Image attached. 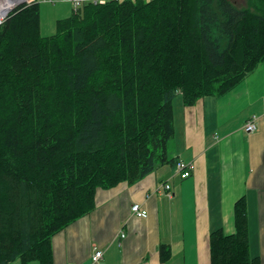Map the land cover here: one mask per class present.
<instances>
[{
	"label": "trees",
	"instance_id": "obj_1",
	"mask_svg": "<svg viewBox=\"0 0 264 264\" xmlns=\"http://www.w3.org/2000/svg\"><path fill=\"white\" fill-rule=\"evenodd\" d=\"M46 2H53L46 1ZM85 3L44 36L38 0L0 25V264H54L53 238L91 214L99 190L173 164L175 99L223 97L264 62V0ZM181 161V160H180ZM177 163V161H176ZM247 202L211 264L250 254ZM160 260L171 258L167 244Z\"/></svg>",
	"mask_w": 264,
	"mask_h": 264
},
{
	"label": "crops",
	"instance_id": "obj_2",
	"mask_svg": "<svg viewBox=\"0 0 264 264\" xmlns=\"http://www.w3.org/2000/svg\"><path fill=\"white\" fill-rule=\"evenodd\" d=\"M71 2L39 3L43 35L53 32L50 26L43 31V15L56 24L73 13ZM181 104L173 105L176 133L168 144L175 162L135 184L99 190L95 210L53 238L54 264H211L209 236L235 233L233 208L242 197L250 254L264 264V62L225 96ZM255 116L257 130L246 133L245 124ZM177 160L192 164L190 178L175 174ZM165 184L171 185L172 199ZM134 204L148 218L131 213ZM161 244L170 246L167 262L160 260ZM95 246L105 252L99 263L92 262Z\"/></svg>",
	"mask_w": 264,
	"mask_h": 264
},
{
	"label": "built area",
	"instance_id": "obj_3",
	"mask_svg": "<svg viewBox=\"0 0 264 264\" xmlns=\"http://www.w3.org/2000/svg\"><path fill=\"white\" fill-rule=\"evenodd\" d=\"M12 0H0V25H2L6 18L11 14V12H13L18 6L22 5V4H31L36 2L37 0H26L22 3H20L17 6H13L11 7ZM42 1H51V0H42ZM107 1L109 0H72L73 6L74 8L77 10L79 9L84 3H92V4H105ZM259 118H257L256 116L251 118L249 121H247V123L244 126V130L246 133H253L255 132L257 129V121ZM193 170V166L190 163H186L183 161H177L176 163V174L180 176L181 179H188ZM165 189L166 190H170V186L169 185H165ZM173 194L169 193L168 194V198L172 199ZM132 213H134L137 217L139 218H147L148 217V213L145 209L142 208L141 205L139 204H134L132 206ZM122 239L125 238V233L121 232L119 235ZM104 257V252L98 248H94V253H93V257H92V261L94 263H98L100 260H102Z\"/></svg>",
	"mask_w": 264,
	"mask_h": 264
},
{
	"label": "rangeland",
	"instance_id": "obj_4",
	"mask_svg": "<svg viewBox=\"0 0 264 264\" xmlns=\"http://www.w3.org/2000/svg\"><path fill=\"white\" fill-rule=\"evenodd\" d=\"M232 1L237 5V7L238 6L244 7L246 5L245 0H232ZM44 11H46V9L43 10V12ZM42 18H43V27H44L43 31L47 30L49 26H50V29H52L51 31H53L52 33H48V35H44V36H51L52 34H55L56 33V31H55L56 24L53 23V17H51L52 18L51 22L49 21L50 19H49V16H47V13H45V15H43ZM45 32H47V31H45ZM179 100L181 101L180 97H177L175 99V105L174 106L176 107V109H178V107H179V105H178L180 103ZM33 263L38 264L36 262H33ZM11 264H21V262L19 260H17L15 262L11 263Z\"/></svg>",
	"mask_w": 264,
	"mask_h": 264
},
{
	"label": "bare ground",
	"instance_id": "obj_5",
	"mask_svg": "<svg viewBox=\"0 0 264 264\" xmlns=\"http://www.w3.org/2000/svg\"><path fill=\"white\" fill-rule=\"evenodd\" d=\"M24 1H26V0H12V1H11V4H12V5H10V6H11V7H13V6H17V5H19L20 3L24 2Z\"/></svg>",
	"mask_w": 264,
	"mask_h": 264
}]
</instances>
